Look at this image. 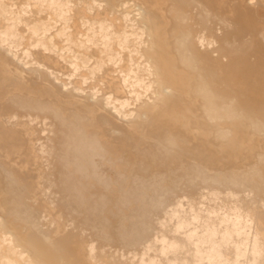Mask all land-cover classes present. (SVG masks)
<instances>
[{"label":"rangeland","instance_id":"1","mask_svg":"<svg viewBox=\"0 0 264 264\" xmlns=\"http://www.w3.org/2000/svg\"><path fill=\"white\" fill-rule=\"evenodd\" d=\"M0 3L5 6L0 13V202L7 193L3 164L22 176L39 177L32 209L40 218L38 229L13 224L0 210V257L15 252L17 264H102L107 251L121 262L135 255L133 264H141L143 248L165 211L181 199L185 204L212 192L222 199L235 193L234 203L251 210L264 243V0ZM102 26H110L114 36L110 49L103 48ZM10 30L9 40L4 34ZM35 103L49 109L28 110ZM50 108L62 112L72 128L83 123L88 135L120 154L123 169L106 165L107 153L95 158L103 179L124 176L111 188L135 183L131 186L146 200L144 207L116 206L114 195L94 211L91 204L79 211L74 205L70 212L55 205L49 222L41 207L46 198L40 177L47 173L42 131L52 130L54 140L58 132ZM84 146L88 159L92 151ZM152 202L159 206L142 217L140 210ZM99 226L101 237H96Z\"/></svg>","mask_w":264,"mask_h":264},{"label":"bare ground","instance_id":"2","mask_svg":"<svg viewBox=\"0 0 264 264\" xmlns=\"http://www.w3.org/2000/svg\"><path fill=\"white\" fill-rule=\"evenodd\" d=\"M98 5H99V3H98ZM4 7L5 6L0 3V13H1V11L4 10ZM25 8H27V7H25ZM71 14H73V13L71 12ZM106 14H109V13H106ZM65 15H66V11L61 10L60 11V18L64 22H66ZM126 17H127V15H126ZM108 24H110V23H108ZM101 25H103V24H101ZM203 25H205V26L208 25V20L206 18L203 19ZM84 27H86V25ZM108 27H110V26H107V27L102 26L100 30H102V32L104 34L103 39H104L105 46L103 48L106 47L107 49H110L112 36H111L110 28H108ZM99 28H100V26H99ZM10 29H12V25H10ZM125 31H127V30L125 29ZM64 33L67 34L68 31L64 30ZM3 34H4V32H3ZM123 34H125V33H123ZM4 36L6 39H9V38L11 39V37H12L11 30L8 33L4 34ZM94 36H96V35H94ZM126 36H127V34H125V37ZM118 37H120V35ZM112 38H114V36ZM99 43H97V44H99ZM101 43H102V41H101ZM178 43L180 45V48L183 49L184 48V39L179 38ZM82 44H84V43H82ZM99 47H101V46H99ZM89 50H91V49H89ZM121 52H122V50H121ZM101 54H102V52H101ZM118 56H120V55H118ZM113 58L114 57H112V59H111L112 62L116 63V60L115 59L113 60ZM118 64H120V63H118ZM132 64H133V62H132ZM102 65H104V64L102 63ZM79 69H80V66H79ZM183 69H184V67H183ZM131 73L133 74L132 71H131ZM132 80H134V79H132ZM17 108L19 110H23L22 106H18ZM45 109H49V107L42 104V103H35V106H29V108H28V110L37 111V112H41ZM50 110H51V113L53 115V119L56 120V122H57L58 132L56 133L57 134L56 139L54 140L51 137V134L53 133L52 130H43L42 131L43 134L45 135L44 140L46 141L45 144L44 143L42 144V151L44 154L47 155L46 158H43L46 161L47 173H45L44 175H42V177H40L42 179H45V185L42 188L41 192H44L42 194L46 198V202L42 203L41 207L42 206L46 207L45 210L49 212V216H50L49 222H54L53 221V219H54L53 218V216H54L53 212H54V206L55 205H61V206H63L64 209H66L70 212V211H74L73 210L74 205L76 206L75 208H77V210H75V211H79L80 207L91 204L93 206V208L90 210L94 211L95 207L97 205L108 204L110 202L111 197L114 195H117V198L119 197L118 198L119 200L117 199L118 201L117 200H116L117 202L115 201L116 206H128L130 204H138V205H141V207H144V205H143L144 197L139 196L140 191L136 187L132 188L131 185L133 184V182L131 185H129L127 183L126 185H124L121 188H116L115 186L111 188V185H116L118 183L117 181L119 180L121 174L118 173L119 174L118 175L119 177L117 176L118 180H117V178L114 180V179H112V177H109V176H107V177H109V180L107 177H106L107 180L103 179L104 174L100 170L102 167H100V165H99L100 162L98 163L95 160V158L96 157L104 158V156L106 155L105 153H107L108 156L106 157L105 164H106V162L108 163V165L111 163V165H115L118 169H120V168L123 169V166H121L122 165L121 163H123V162H121L120 154L116 151L111 152L105 143H100V141L98 140V138L96 136L88 135L86 133L87 127L83 123H80L79 126L72 128L70 125L65 123V121H64L65 117H64L62 112H60L57 109H51L50 108ZM213 111H215V110H213ZM216 111L219 112V110H216ZM32 114H33V112H32ZM43 116H44V114H43ZM39 128H40V126H39ZM47 128H48V126H47ZM10 134H12V132ZM80 134H81V137H79ZM16 140H18V139H16ZM84 145H88L90 147L89 149H91V151H92V153L90 154V157H88V159H86L83 156V152L86 150L85 148L82 147ZM105 146L108 149H106ZM12 147H13V145H12ZM84 147H86V146H84ZM28 149H26V150H28ZM87 149H88V147H87ZM110 149H111V147H110ZM87 151L89 152V150H87ZM262 160H264V159H262ZM124 165H125V163H124ZM2 168H3V171L6 175L7 193H6L4 200L0 202L1 212H3L4 215L7 218H9L13 224L25 222V223H29V224L34 225L35 228L40 226V224H39L40 218L35 213V211L32 209V205L35 204L36 198L38 197L37 192H38V185H39V181H38L39 177L29 178L25 175L22 176L20 171L11 170L10 168H8V165L2 164ZM121 170H120V172H121ZM131 170H132V168H131ZM200 170H201V168H200ZM186 171H185V173H186ZM37 172H38V170H37ZM122 172H124V171H122ZM41 173L43 174V172H41ZM257 173H255V175H257ZM195 174H197V173H195ZM204 174H205V172H204ZM125 175H127V174H125ZM158 175H159V173H158ZM203 175H201V176H203ZM123 177L124 176L122 175L121 178H123ZM134 177H136V176H134ZM198 177H200V176L198 175ZM127 178H126V180H127ZM188 178L190 179V176ZM194 178H195V176H194ZM200 178H202V177H200ZM203 178L206 179V177H203ZM191 181H193L192 177H191ZM144 182L145 181H143L142 184ZM167 182H168V179H167ZM186 182H187V180L185 181V183ZM134 184H133V186H134ZM146 184L147 183H145L144 186ZM174 184H176V183H174ZM200 184H201V182H200ZM154 185H155V182H154ZM98 186H101V189L100 190H94ZM171 186H172V184H171ZM148 187H150V186H148ZM145 188H146V186H145ZM156 188H158V187H156ZM256 188L258 189V187H256ZM190 190H191V188H190ZM143 191H145V190H143ZM155 192H156V190H155ZM156 193H155V196H156ZM153 196H154V194H153ZM226 197H227V195H226ZM181 200H179L178 202L176 201L177 203L174 207L173 206H172V208L169 207L170 209L165 211L163 218L158 220V222H157L158 228L155 230V234L153 235V239L149 244H147L143 248L142 255L139 258V261L141 264H263V261H264V243H263L262 239L260 238V236L258 235L257 230H255V228L253 227V214H252L251 210H249L248 208H244L241 205L238 206L239 204L237 205V202L234 203V200L236 201V194L235 193H232V194L228 195L227 198L222 199V198H219L218 195H216L215 193L212 192V193H209V195L206 198H200L199 200H195V201H191V200L187 201V202L184 201L185 204ZM157 205L158 204L152 202L150 204V206L148 205V207L150 209H141L140 210L142 213L141 216L142 217L148 216L151 213V209L155 208ZM145 206H147V205H145ZM203 206H205V207H203ZM59 217H61V216L59 215ZM60 223L61 222H59L58 224H60ZM143 223H145V221ZM137 224H136V226H137ZM147 225H149V224H146V226ZM135 228L136 227H134V229ZM38 229H39V227H38ZM97 230H98V232H97ZM97 230H96V234H95L96 237L97 236L101 237V226L97 227ZM137 231H139L138 228H137ZM140 231L142 232L144 230L140 229ZM132 234L130 233L129 236H131ZM133 236H134V234H133ZM140 237H145V236H140ZM131 240H133V239H130V242H131ZM133 243H135V242H133ZM1 247H3V246H1ZM91 252H94V247H92V246H91ZM106 252L103 254L102 264H133V260L135 258V255H134L131 259L127 260V262H124V261L121 262L120 259H117V254L115 252L114 253H106ZM108 252H110V251H108ZM91 254H93V253H91ZM16 255H17V253L11 252L10 255L7 254L6 256H1L0 257V264H17L14 260V257H16ZM120 258H122V257H120Z\"/></svg>","mask_w":264,"mask_h":264}]
</instances>
